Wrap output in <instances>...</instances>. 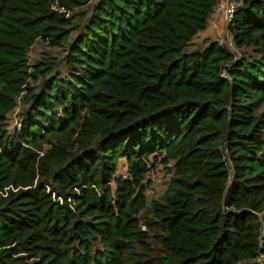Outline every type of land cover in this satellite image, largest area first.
<instances>
[{"label": "trees", "instance_id": "obj_1", "mask_svg": "<svg viewBox=\"0 0 264 264\" xmlns=\"http://www.w3.org/2000/svg\"><path fill=\"white\" fill-rule=\"evenodd\" d=\"M224 1L0 0V264H264V0L199 41Z\"/></svg>", "mask_w": 264, "mask_h": 264}, {"label": "rangeland", "instance_id": "obj_2", "mask_svg": "<svg viewBox=\"0 0 264 264\" xmlns=\"http://www.w3.org/2000/svg\"><path fill=\"white\" fill-rule=\"evenodd\" d=\"M226 3L227 1H224L221 4V6L225 7ZM228 19H229L228 16H226L225 14V8L223 9L220 16H217L216 14H214L213 20L209 23L207 28L198 35L197 39L201 41L204 38L208 37L209 39H216V40L226 41L230 43V39L227 34V25L230 22V20ZM37 48L39 50L40 46L37 45ZM118 168H119L120 173L124 174L125 172L124 165L119 164ZM145 177H146V184L148 186L146 190V196L148 200L159 199L170 180V176L166 174L165 168L162 165H158L152 168L146 174Z\"/></svg>", "mask_w": 264, "mask_h": 264}, {"label": "built area", "instance_id": "obj_3", "mask_svg": "<svg viewBox=\"0 0 264 264\" xmlns=\"http://www.w3.org/2000/svg\"><path fill=\"white\" fill-rule=\"evenodd\" d=\"M238 7H239L238 2H236L234 0L227 1L224 8H225V14L229 18L228 20H231L234 11H236Z\"/></svg>", "mask_w": 264, "mask_h": 264}, {"label": "crops", "instance_id": "obj_4", "mask_svg": "<svg viewBox=\"0 0 264 264\" xmlns=\"http://www.w3.org/2000/svg\"><path fill=\"white\" fill-rule=\"evenodd\" d=\"M220 6H221V4H220ZM222 9H223V7L221 6V11H223ZM219 11H220V9L218 11L216 10V12H219ZM215 14L218 16V13H215Z\"/></svg>", "mask_w": 264, "mask_h": 264}]
</instances>
